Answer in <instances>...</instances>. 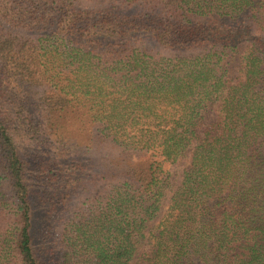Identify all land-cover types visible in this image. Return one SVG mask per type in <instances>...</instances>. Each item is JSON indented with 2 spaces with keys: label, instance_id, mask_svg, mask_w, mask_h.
<instances>
[{
  "label": "trees",
  "instance_id": "trees-1",
  "mask_svg": "<svg viewBox=\"0 0 264 264\" xmlns=\"http://www.w3.org/2000/svg\"><path fill=\"white\" fill-rule=\"evenodd\" d=\"M84 2L0 0V264H264V0Z\"/></svg>",
  "mask_w": 264,
  "mask_h": 264
},
{
  "label": "rangeland",
  "instance_id": "rangeland-1",
  "mask_svg": "<svg viewBox=\"0 0 264 264\" xmlns=\"http://www.w3.org/2000/svg\"><path fill=\"white\" fill-rule=\"evenodd\" d=\"M85 4H88L91 7H106V8H124L123 4L124 0H85ZM142 47L149 53H151L155 57H175V56H190L197 53L196 50L191 49H168V48H162L150 41H145L142 45ZM100 153L103 156H106L107 154H111L110 148L105 145L101 147ZM98 153V151H97ZM87 155H85L86 157ZM142 159H144L143 156L140 154H132V161L136 165L139 163ZM187 164V161H183L180 163H174L168 166V170L172 176L173 179L178 180L180 178L181 171L183 167ZM114 182H104L100 184H95L89 186V189L86 191L82 190V188L79 186L77 189H73L71 195L68 197L65 205H64V211L59 215L58 224L55 225L56 229L60 228V226L63 224L64 220L68 216L69 212L73 211L74 209L81 207L82 204L91 205L94 203V199L97 197H102L104 193L107 192V190L112 186ZM170 196V193L168 192L166 194V198L163 202V206L166 205L168 198Z\"/></svg>",
  "mask_w": 264,
  "mask_h": 264
}]
</instances>
